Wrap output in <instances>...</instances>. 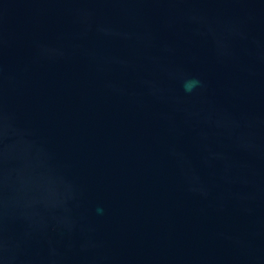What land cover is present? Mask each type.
<instances>
[{
	"label": "water",
	"instance_id": "water-1",
	"mask_svg": "<svg viewBox=\"0 0 264 264\" xmlns=\"http://www.w3.org/2000/svg\"><path fill=\"white\" fill-rule=\"evenodd\" d=\"M0 264H264V0H0Z\"/></svg>",
	"mask_w": 264,
	"mask_h": 264
},
{
	"label": "clouds",
	"instance_id": "clouds-1",
	"mask_svg": "<svg viewBox=\"0 0 264 264\" xmlns=\"http://www.w3.org/2000/svg\"><path fill=\"white\" fill-rule=\"evenodd\" d=\"M181 87L186 95L193 96L202 91L205 85L198 76L186 75L182 78ZM103 211L104 209L102 206L97 207V212L99 214L102 215Z\"/></svg>",
	"mask_w": 264,
	"mask_h": 264
}]
</instances>
